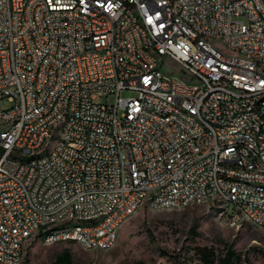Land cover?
<instances>
[{"label":"built area","instance_id":"1","mask_svg":"<svg viewBox=\"0 0 264 264\" xmlns=\"http://www.w3.org/2000/svg\"><path fill=\"white\" fill-rule=\"evenodd\" d=\"M1 98L0 264L111 249L143 207L264 229V0H0Z\"/></svg>","mask_w":264,"mask_h":264},{"label":"rangeland","instance_id":"2","mask_svg":"<svg viewBox=\"0 0 264 264\" xmlns=\"http://www.w3.org/2000/svg\"><path fill=\"white\" fill-rule=\"evenodd\" d=\"M210 42L226 51L222 42ZM157 62L163 74L187 84L198 83L178 64L172 61L165 64L159 59ZM126 95L120 93V96ZM107 101L111 102L112 97L108 96ZM10 105L6 98L0 99V109ZM183 247L211 248L216 255L229 248L239 257L234 264H264V229L249 224L233 229L216 219L203 203L181 210L150 211L143 207L120 225L111 249L86 251L73 242L46 245L34 240L27 244L24 261L25 264H53L54 256L67 249L70 264H169L172 254Z\"/></svg>","mask_w":264,"mask_h":264},{"label":"trees","instance_id":"3","mask_svg":"<svg viewBox=\"0 0 264 264\" xmlns=\"http://www.w3.org/2000/svg\"><path fill=\"white\" fill-rule=\"evenodd\" d=\"M192 230V229H191ZM187 248L183 247L180 250ZM201 257L205 264H234L238 260V254L231 249L226 248L221 255H216L211 248H193ZM71 255L67 249H63L56 254L53 259V264H70Z\"/></svg>","mask_w":264,"mask_h":264}]
</instances>
